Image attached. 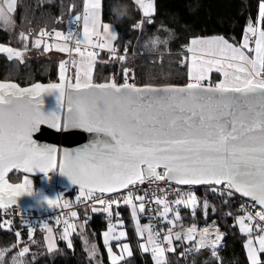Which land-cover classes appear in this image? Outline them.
<instances>
[{"label":"snow or ice","instance_id":"1","mask_svg":"<svg viewBox=\"0 0 264 264\" xmlns=\"http://www.w3.org/2000/svg\"><path fill=\"white\" fill-rule=\"evenodd\" d=\"M137 3L144 14L149 15L151 0L147 3L137 0ZM12 7L9 4L8 11H12ZM100 8L101 0H84L83 39L77 36L73 48L66 44L57 46L58 51L75 52L80 58L73 61L76 66L74 84L70 81L37 83L21 88L15 83H0V206H7L3 204L5 198L13 201L22 194H33L27 180L24 184L8 183L5 176L10 170L22 169L26 173L39 170L47 174L57 164L59 173L78 185L88 198H92L94 192L118 193L128 189L123 202L133 207L134 216L135 205L129 186L143 184L145 180L203 185L221 196L233 197L239 193L253 202V208L259 205L260 210L254 216L246 212L245 216L237 217V222L241 231L250 236L245 244L249 264H264L261 258L264 225H258L259 234L252 239V229L244 222L247 220L250 224L257 217L264 221V0H260L256 19L244 28L239 46L220 35L194 37L189 41L185 46L191 54L187 57L188 82L184 85L167 83L138 87L129 82L127 69L123 83H93L96 54L88 48L114 50L107 39L117 38L108 23L101 25ZM101 26L105 39L96 42L93 37L99 40ZM249 34L254 37L253 41H249ZM46 35L41 30V37ZM55 35L58 39H71L70 35L60 32ZM41 42L36 39L34 46L39 47ZM81 45L85 47L82 49ZM49 47L45 43L44 51ZM0 50L9 52L10 58L14 52ZM14 54L20 56L19 51ZM119 59L124 60V57ZM60 69V79L65 81L63 61ZM213 70L223 78L214 84H204ZM45 92L57 93L58 102L66 94L67 104H60L66 110L45 116L39 107V98ZM61 122L64 130L79 128L91 133L92 140L84 148L63 153L51 146H38L33 133L40 125L59 130ZM186 195V200L177 199L174 203L187 206L196 202L190 189ZM58 198L47 200L48 205L54 206ZM136 199L141 201L139 208L144 211V197ZM96 202L104 205L105 199L96 198ZM107 203L110 206L119 201L109 197ZM156 203L164 204V201L157 199ZM103 211L108 213L109 207H104ZM169 211L174 210L165 207L164 215ZM146 230L154 258L163 257L164 248L154 238L151 228L146 226ZM193 230L188 229L189 232ZM111 231L109 228L103 234L106 245ZM204 232L207 233V229ZM170 235L171 230L163 236L169 244ZM175 235L177 239L181 236L179 232ZM207 239L205 236L200 246L207 243ZM219 241L220 235H217L211 241L213 247ZM128 248V244L123 245L124 251ZM141 248L148 250L145 244H141ZM109 254L112 264H116L118 258L111 256V248ZM216 254L214 248L212 255ZM157 264L164 262L157 259Z\"/></svg>","mask_w":264,"mask_h":264},{"label":"trees","instance_id":"2","mask_svg":"<svg viewBox=\"0 0 264 264\" xmlns=\"http://www.w3.org/2000/svg\"><path fill=\"white\" fill-rule=\"evenodd\" d=\"M82 3L83 0H14L11 25H0V46L22 49V30L26 29L64 32L80 15ZM259 3L260 0H151L153 11L144 15L135 0H101V22L113 25L117 34L114 48L124 55V60L100 53L93 62L92 81L123 83L127 69L129 82L137 86L184 85L188 82L185 46L190 39L220 35L240 44L244 28L258 15ZM124 6L127 14L120 17L118 14ZM28 38L26 48L34 39ZM60 71L59 61L55 58L20 62L0 52L1 83H15L21 88L37 83L53 84L60 79ZM215 78L218 74L212 73L211 81ZM21 177L20 171H14L7 180L19 184ZM196 195L199 211L195 215L181 212V220L185 224H212L222 233L224 244L216 259L210 258L207 251L185 254L186 246L175 244L169 253L168 264H248L243 248L245 236L235 223L237 198L215 197L206 189H198ZM120 210L121 227H124L130 245L129 257L120 264H155L148 252L140 249L131 226L130 207L123 205ZM75 213L71 227H68L71 229L69 245L64 239L56 240V247L51 251L46 249L44 231L27 233L24 230L16 245L13 234L0 230V264H93L84 242L86 235L93 236L99 245L96 257L100 264H110L100 244V235L107 228L102 212L96 207H84ZM19 247L27 249L23 260L18 256ZM261 258L264 259V254Z\"/></svg>","mask_w":264,"mask_h":264},{"label":"built area","instance_id":"3","mask_svg":"<svg viewBox=\"0 0 264 264\" xmlns=\"http://www.w3.org/2000/svg\"><path fill=\"white\" fill-rule=\"evenodd\" d=\"M4 3H10L14 0H3ZM148 1V0H146ZM3 6V3L0 2ZM41 30L47 33L46 36L41 37ZM67 30V34H66ZM66 30L63 32L65 36H71L69 40H63L61 42L66 44L67 47L73 48L75 47V39L79 36L81 39V22L78 19L71 21ZM55 32L56 30H46L39 29L37 31H33L32 29H27L24 31V34L27 37H32L36 39H41L45 42H55ZM93 40L96 42H104L102 37L97 40L96 37H93ZM85 46L81 45L83 49ZM114 50H107L106 48H88L89 51H93L98 56L100 53L106 52L115 56H124L122 54H118L114 45H112ZM72 52H65L61 61L64 63V71L63 75L66 80L65 83L71 82V68H72ZM184 66V64H181ZM157 171H162V169H157ZM51 175V174H50ZM54 177L51 178L49 183L51 185H46L41 188V197H48L47 200H54L56 197L57 202L54 206H49L48 203H44L42 201H37L39 205H27V206H19L15 204H10L7 206H0V230L13 234L15 239L20 241L21 235L25 230L27 233L34 232H43L46 227H50L53 231L56 240L63 239V233L68 230V227L71 223L72 213L75 212L78 208L84 207H96L100 212H102L103 220L105 221L107 227H116L118 225H122V212L120 208L123 205H131L123 202V197L128 195L129 190L123 189L118 193H97L94 192L92 198L86 197L85 194H82L79 188L72 187L66 183L64 185H60V181L58 179V175L54 172ZM132 189V202L140 204L141 201L137 200V196H143L144 200L142 201L145 205L144 211H140L142 215L145 216L144 220L147 221L150 225L154 238H157L160 246L164 248V256L162 260L164 264H168V257L170 251L168 248L172 247L167 241L163 240L164 235L169 234V230H171L170 239L173 242V246L175 244H183V238L192 233L194 235V240L188 245L193 247V250L196 252L207 251L212 255V252L215 248L216 253L222 248L224 244V239H222L223 235L218 230L217 227L213 226L210 223H206L203 225H197L196 223L185 224L181 220V212H190L191 215H195L197 211L200 209V203L197 200L196 191L198 189H206L215 197H224L219 193H213L206 186L203 187H192V186H180L176 185L172 182L165 181H154V180H145L143 184L137 183L134 187L129 186ZM191 190L192 194L196 197V202L193 204L185 205L180 204L177 205L174 202L177 199H187L186 193L188 190ZM115 198L119 201L118 204L108 205L107 198ZM237 198L236 205V213L237 217L245 216L246 212L251 213L253 216L256 211L260 209L256 206L253 208L252 203L241 199L239 196L235 194ZM96 198H104L105 204L101 205L96 202ZM157 199H161L164 201V204L156 203ZM24 207L26 209L24 210ZM104 207H109V212L106 213L103 211ZM165 207H169L174 211H169L167 216L164 215ZM177 213L179 214V218L177 219ZM226 216V215H225ZM247 225L253 226L254 234H259L258 225H264V221H259V218L252 220L249 224V221H244ZM194 229L192 232H189L188 229ZM207 229V233L204 230ZM179 232L181 234L180 238H176V233ZM220 235V241L213 247L211 241L215 240L216 236ZM205 236H207V243H203V246H200L204 241ZM148 255L153 257L154 253L152 251V246L148 247Z\"/></svg>","mask_w":264,"mask_h":264},{"label":"rangeland","instance_id":"4","mask_svg":"<svg viewBox=\"0 0 264 264\" xmlns=\"http://www.w3.org/2000/svg\"><path fill=\"white\" fill-rule=\"evenodd\" d=\"M0 2L3 3V6L0 4V25L2 27H7V26H10L11 23H12V18H11V13L12 11H8V5L9 4H14V1L13 2H10V3H4L3 0H0ZM135 2L137 3V0H135ZM145 3H147L148 1L144 0ZM137 5L139 6V4L137 3ZM13 8V7H12ZM141 9V8H140ZM153 11V6H152V10L149 14H151ZM141 12L144 14L143 10L141 9ZM145 15V14H144ZM83 16H84V0H83V3H82V10H81V13L80 15L78 16L80 22H81V37L83 39V26H84V21H83ZM100 21H101V16H100ZM104 23L101 22V25H103ZM109 24V23H108ZM110 25V31L111 32H114L115 33V29L113 27L112 24H109ZM27 30V29H26ZM56 30V29H54ZM24 31L25 30H22V36H21V41L23 43V47L22 49H13V48H8V47H4V46H0V49H12L15 51H19L20 52V56L17 57L14 52L11 54V58H15L17 60H19L20 62H26V61H30V60H35V61H42V60H46V59H58L59 61V68H60V65H61V58L63 57L62 53L64 54L65 52H58V51H54V49H57V46H63L64 43L61 42L63 41L64 39H58L56 38V35H55V42H45V41H42L40 46L39 47H35L34 46V41L36 40V38H31L33 39L32 40V43L31 45L29 46V48H26L27 46V41H28V37L24 34ZM99 31L101 32V37L102 39L104 40L105 39V36H104V33H103V28L101 26V28L99 29ZM56 32H60L63 34V32L59 31V30H56ZM55 32V34H56ZM66 34H67V30H66ZM64 35V34H63ZM27 37V39H24V37ZM65 36V35H64ZM192 39V38H191ZM190 39V40H191ZM243 39V38H242ZM254 40V37L251 36V34H249V41H253ZM107 42L110 44V45H114V40H112L110 37L107 39ZM230 42V41H229ZM45 43H47L48 45H50L51 47H49V50L47 52L44 51V46H45ZM232 43V42H230ZM234 44V43H233ZM237 46H239V44H235ZM252 46L254 47V44H252ZM107 50H109V48H106ZM245 51H247L245 49ZM0 52H4L6 53L9 57H10V53L7 52V51H3V50H0ZM73 54V57H72V68H71V73H73V78H71V83H75L76 82V66L75 64L73 63V61H79V56L75 53V52H72ZM109 54V53H108ZM191 55L189 53H187V50H185V55H184V60H185V63L186 65H188L189 61L187 59V57ZM98 58V56H95V59ZM94 59V60H95ZM187 67V66H186ZM61 70V69H60ZM92 71H93V68H92ZM186 71L188 72V69L186 68ZM212 73H217L219 75L218 78H215L214 81H211V74ZM72 75V74H71ZM61 76V71L58 75V77L60 78ZM188 76V75H187ZM223 77L220 75L219 72H216L215 70H213L211 73H209V79L204 81L203 83H210V82H218L220 79H222ZM1 83V82H0ZM4 83H7V82H4ZM62 83H65L64 81H61V79H59L57 82L53 83V84H62ZM32 85H30L29 87H25V88H30ZM54 173H52L50 175V178L54 177ZM25 180H27V177L24 178L23 180V183L25 182ZM60 185H64V182L63 181H60L59 182ZM39 185L40 187L39 188H43L45 187L46 185H51V183L49 182H40L39 181ZM27 191V187L25 189ZM35 190H33V194L32 195H24L26 197H28L29 199L31 200H34V201H42L44 203H47V199L48 197H41L40 194H36V192H34ZM26 209V207H24V210ZM140 208H139V204L135 205V216L133 214V207L131 206L130 207V216H131V226L133 228V231H134V234H135V237L139 240V246H140V249L142 251H144L142 248H141V244H145L147 245L148 247L149 246H152V245H148V242H147V237H148V231L146 230V226L147 227H150L149 223L147 221H143V219L145 218L144 215H142L140 213ZM164 212V211H163ZM236 223V226L237 228L239 229V231L241 232V234H243L245 236V240L243 242V248H244V252H245V255H246V258H247V261H248V257H247V249L245 248V244L246 242L249 240L250 236L247 232H242L241 229H240V225L239 223L237 222V219L235 221ZM246 224V223H245ZM247 225V224H246ZM249 227H251L252 229V233H251V238L252 239H255V237L258 235V234H254L253 232V226L252 225H248ZM109 228L112 229V231L109 233V241H108V244L106 245L105 242H104V233L105 232H108L109 231ZM71 230V229H70ZM70 230H67L63 233V239L65 240V242H67V244L70 242ZM143 231V235H140V232ZM123 232L124 235L121 236L120 233ZM67 233V235H65ZM112 237H116L115 239L112 238ZM126 238H127V234H126V231L124 229V227H121L120 225L116 226V227H107L105 231H103L100 235V244H101V247L103 248V250L105 251L106 253V256H107V261L112 264V259L110 258V254H109V248H111V256L112 257H116L118 258L116 260V264H120L122 263L126 258L129 257L130 255V245L129 243L126 241ZM15 243L16 245L18 244V240L15 239ZM44 241H45V246H46V249L47 251H51L53 250L55 247H56V239H55V236L53 234V231L51 230L50 227H46L44 229ZM85 245L89 251V256L91 258V261L93 262V264H100V261L99 259L96 257V253H97V249L99 247V245L95 242V239L93 238V236H89V235H86L85 236ZM124 244H128L129 248H128V251H124L123 250V245ZM69 245V244H68ZM171 245L173 247V242L171 240ZM184 246H188V245H184ZM100 247V248H101ZM26 247H19L18 249V256L20 258V260H23L26 258V252L24 251ZM183 253L185 254H192V253H200V252H196L195 250H193V247H188V248H185L183 250ZM207 254L209 255L210 258H213V259H216L218 257V254L217 253L215 256L211 255L210 253L207 252ZM155 255V254H154ZM154 255L152 258V261L157 264V259H161L162 260V257H155L154 258ZM248 264H249V261H248Z\"/></svg>","mask_w":264,"mask_h":264},{"label":"water","instance_id":"5","mask_svg":"<svg viewBox=\"0 0 264 264\" xmlns=\"http://www.w3.org/2000/svg\"><path fill=\"white\" fill-rule=\"evenodd\" d=\"M138 87H143V86H138ZM57 95H58L57 93L51 94V93L45 92L39 98L40 99V105H39L40 111L45 116H47L50 113L59 114L61 111L66 110L65 108H61L60 104H63V105L67 104V95L65 94L62 100H60L59 102H58ZM52 103H54V106L50 105ZM92 138H93V135L83 129L76 128V129L64 130L62 122H61V127L59 130L57 128L50 127L48 125H40L39 130L33 133V139L36 141L38 146H51L53 149H55L59 153H63L65 150L71 151V150L84 148L90 143ZM15 170L17 169L10 170L6 174L5 178ZM18 170H20L26 176L30 177L28 181L31 187L33 186V181H32L33 177L39 176L40 182H49L51 180L50 174L56 172L59 180L63 181L64 183L72 187L79 188V186L73 184L67 176L59 173L58 164H57V167L53 171L47 174L42 173L39 170H35L34 172H31V173H26L22 169H18ZM180 186H186V185H180ZM192 187H203V185H193ZM40 193H41V189H36V194L38 195ZM236 195L239 196L241 199L253 204L252 201H250L246 197L240 196L239 193H237ZM3 204H6V205L15 204L19 206L39 205L37 201L31 200L26 196H18L13 201H9L7 198H5L3 201ZM256 207L259 208V205H256ZM185 237H188V238H185ZM185 237L183 238L184 245H189L195 238L192 233L187 234ZM222 239H224V237H222Z\"/></svg>","mask_w":264,"mask_h":264},{"label":"flooded vegetation","instance_id":"6","mask_svg":"<svg viewBox=\"0 0 264 264\" xmlns=\"http://www.w3.org/2000/svg\"><path fill=\"white\" fill-rule=\"evenodd\" d=\"M50 105H52V106H54V103H52V104H50ZM15 171H20V170H15ZM14 172V171H13ZM21 172V171H20ZM22 173V172H21ZM8 177V176H7ZM7 177L5 178L6 180H7ZM25 177H27V181L30 179V177H28V176H26L25 174H23L22 173V177H21V181L19 182V184H22L23 183V180H24V178ZM8 181V180H7ZM32 181H33V186H32V189L33 190H35L34 192H36V189H41V188H39L40 187V185H39V176H37V177H33L32 178ZM9 183V182H8ZM11 184V183H10ZM27 187V186H26ZM24 195H26V194H22V195H20V196H24ZM189 246H186V248H188ZM191 247V246H190ZM189 247V248H190ZM173 250V249H172Z\"/></svg>","mask_w":264,"mask_h":264},{"label":"clouds","instance_id":"7","mask_svg":"<svg viewBox=\"0 0 264 264\" xmlns=\"http://www.w3.org/2000/svg\"><path fill=\"white\" fill-rule=\"evenodd\" d=\"M114 11H115V9H114ZM126 14H127V8H126V6H124L123 9H122V11H120L118 15L120 17H123Z\"/></svg>","mask_w":264,"mask_h":264},{"label":"crops","instance_id":"8","mask_svg":"<svg viewBox=\"0 0 264 264\" xmlns=\"http://www.w3.org/2000/svg\"><path fill=\"white\" fill-rule=\"evenodd\" d=\"M54 51H58V50L57 49H54ZM58 52H60V51H58ZM62 55H64V54L62 53ZM218 77H219V75H218ZM210 83L214 84V82H210ZM204 84H208V83H204Z\"/></svg>","mask_w":264,"mask_h":264}]
</instances>
